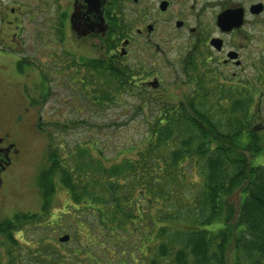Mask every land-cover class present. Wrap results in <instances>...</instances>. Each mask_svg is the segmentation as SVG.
Instances as JSON below:
<instances>
[{
    "label": "trees",
    "instance_id": "1",
    "mask_svg": "<svg viewBox=\"0 0 264 264\" xmlns=\"http://www.w3.org/2000/svg\"><path fill=\"white\" fill-rule=\"evenodd\" d=\"M88 63L86 78L97 83L103 77L105 86L79 92L90 105L103 107L114 101V91H128L129 68ZM76 77L70 81L81 88ZM150 99L140 104L148 136L130 157L108 156L96 140L61 146L51 136V164L38 177L41 212L23 214L22 226L47 218L56 231L82 230L86 243L79 241L74 253L83 260L67 264H264V164L247 156L264 153V126L258 108L250 106L253 98L247 97L245 108L230 109L202 107L191 91L177 102L168 95L160 103ZM60 190L69 196L65 210L47 212ZM237 190L242 196L235 208L224 198ZM7 223L0 264H22L24 247L11 230L16 226Z\"/></svg>",
    "mask_w": 264,
    "mask_h": 264
},
{
    "label": "flooded vegetation",
    "instance_id": "2",
    "mask_svg": "<svg viewBox=\"0 0 264 264\" xmlns=\"http://www.w3.org/2000/svg\"><path fill=\"white\" fill-rule=\"evenodd\" d=\"M55 1L66 12L63 24L70 40L94 43L98 56H110L113 71L127 67L133 74L141 75L137 87L157 91L171 83L182 91L181 98L191 91L200 105L208 109L245 108L248 96L253 98L251 108L262 107L264 0ZM37 9L39 6L31 5L30 0H0L1 49L13 51L25 43H51V20L37 22L48 28L46 32H40L37 26V33L24 32L35 20ZM57 24L55 20L54 29ZM3 54L7 52L1 50L0 57ZM69 54L76 56L73 48ZM127 58L132 61H121ZM84 59L69 67L81 75L79 86L87 89L91 80L86 77L92 69L87 66V58ZM90 59L101 61V58ZM163 97L159 95L156 102H164ZM18 152L13 141L0 136V193L6 189L0 198L9 192L5 182L11 174V156ZM14 182L12 179L10 193L12 188L18 190L19 184L16 186ZM33 195L37 197V193ZM15 212L12 217L0 220V260L3 261L7 222L16 226L11 230L17 240L24 230L20 221L23 215ZM4 214L8 216V208Z\"/></svg>",
    "mask_w": 264,
    "mask_h": 264
},
{
    "label": "rangeland",
    "instance_id": "3",
    "mask_svg": "<svg viewBox=\"0 0 264 264\" xmlns=\"http://www.w3.org/2000/svg\"><path fill=\"white\" fill-rule=\"evenodd\" d=\"M30 4L38 5L39 9L35 11V20L31 26L24 29V32L37 33L36 26L40 32H46L48 28L37 22L51 20V43H25L13 51L9 48H0V51L7 52L0 57V136H7L19 150L17 154L11 156L12 165L9 168L11 174L5 182L7 186L9 185V192L0 198V220L12 217L15 211L31 216L41 212L43 195L38 185V177L51 164L49 161L51 136L54 143L61 146L65 144L74 146L77 141L92 144L96 140L108 156L119 153L121 157H130L134 146L144 143V138L148 136V126L140 104L149 98V95L150 100L157 96L155 101H158V93L164 97L168 95L173 102L180 101L182 96V91L171 83L157 91L139 88L137 86L141 84V75L133 74L132 77L136 78V81L132 80L133 87L130 84L126 92L114 91L113 102L103 107L90 105L88 99L81 98L79 92L83 88H78L75 81H70L71 76H79L74 70H68V67L70 64L72 66L76 64L74 61H84V58H87V61L95 60L90 59L92 57L109 62L110 56L105 54L98 56L92 42L70 40L63 24V14L66 12L57 1L30 0ZM61 5L64 6V2H61ZM55 20L59 22L56 29ZM71 48L74 49L76 56L69 57ZM134 50L137 51V48ZM127 60L132 61L129 58L121 61L128 63ZM44 73L47 77H43ZM44 79L49 82L46 83ZM87 87L91 90L104 89L103 77L98 78L97 83L91 80ZM182 88L186 89V86L182 85ZM256 110L264 126V100L262 107ZM39 126L42 130H39ZM93 153L101 157L95 146ZM247 156L255 164H264V153L258 156L248 152ZM12 179L15 180L16 186L19 185L18 190L12 188L10 193ZM5 191L6 189L0 194ZM33 192L37 193V197ZM241 196V191L237 190L224 199L238 208ZM68 203L67 192L60 190L47 212L58 215L65 210ZM7 208L8 216L4 214ZM20 221L23 222L24 219ZM50 222L46 218L43 221L28 223L24 227L28 228V239H22L23 234L17 236L20 245L24 247L22 264H50L59 260L62 264H67L83 260L82 255L76 257L74 253L79 241L84 245L86 243L83 231L79 230L75 238L74 227L56 231L51 228ZM67 233L71 235V241L60 243L58 238ZM39 241L45 242L47 247L36 246L35 243Z\"/></svg>",
    "mask_w": 264,
    "mask_h": 264
},
{
    "label": "water",
    "instance_id": "4",
    "mask_svg": "<svg viewBox=\"0 0 264 264\" xmlns=\"http://www.w3.org/2000/svg\"><path fill=\"white\" fill-rule=\"evenodd\" d=\"M71 240V236L69 234H64L58 238V241L62 244L68 243Z\"/></svg>",
    "mask_w": 264,
    "mask_h": 264
}]
</instances>
